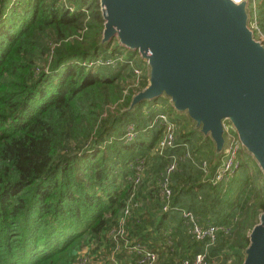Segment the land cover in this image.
Returning a JSON list of instances; mask_svg holds the SVG:
<instances>
[{
	"label": "trees",
	"instance_id": "1",
	"mask_svg": "<svg viewBox=\"0 0 264 264\" xmlns=\"http://www.w3.org/2000/svg\"><path fill=\"white\" fill-rule=\"evenodd\" d=\"M257 1L264 35V0ZM103 23L98 0H0V264H73L84 248L91 264H137L140 256L128 248L134 245L155 252L156 264L197 254L202 264H241L264 210V183L245 176L251 168L262 178L261 171L247 154L241 171L213 185V142L192 131L168 99L121 112L147 84L145 62L114 39L101 43ZM123 54L115 66L84 63ZM159 112L177 128L172 144L156 150L162 128L149 122ZM186 151L167 175L172 194L163 210L160 183L171 156ZM182 210L227 231L205 247L188 232ZM122 217L125 235L116 249L109 232Z\"/></svg>",
	"mask_w": 264,
	"mask_h": 264
},
{
	"label": "water",
	"instance_id": "2",
	"mask_svg": "<svg viewBox=\"0 0 264 264\" xmlns=\"http://www.w3.org/2000/svg\"><path fill=\"white\" fill-rule=\"evenodd\" d=\"M98 1L101 43L117 38L147 65V84L123 111L168 99L213 142L215 164L235 136L264 177V44L250 28L249 0ZM258 215L241 264H264Z\"/></svg>",
	"mask_w": 264,
	"mask_h": 264
},
{
	"label": "built area",
	"instance_id": "3",
	"mask_svg": "<svg viewBox=\"0 0 264 264\" xmlns=\"http://www.w3.org/2000/svg\"><path fill=\"white\" fill-rule=\"evenodd\" d=\"M249 9H250V28L254 30V32L258 33L256 37L264 44V35L259 32L258 26H257V0H249ZM125 56L122 57H108V58H94L92 60H88L84 62L88 66H97V65H109V66H115L117 62L124 60ZM135 85L139 83V77L141 74V71L138 69H135ZM157 107V105H156ZM155 124H159L162 128V133L159 137L156 150H161L165 146H170L173 142L174 138V132L176 130V124L170 120L169 116L164 112H159L150 122L149 127L154 126ZM231 133L234 135V133L231 131ZM126 139L131 140L135 137V126L134 123H129L126 126ZM241 145L238 139L234 136L233 141L230 143V145L223 151L219 163L217 164V168L214 171V174L212 176V184L215 185L219 182H227L229 181L236 173V171L239 169L241 165ZM189 152H185L180 155H172L170 158V163L166 168V177L161 181L159 192L161 196L166 200L163 210H167L169 207V201L171 197V189L168 185V177L167 175L172 172L174 169L177 168L178 162L182 161L185 157L189 156ZM144 160H136L134 163V169L137 172L138 175H136L134 179V183H137L140 179V174L143 172V166ZM202 166L207 173V165L205 162L202 163ZM129 208L130 204L127 202L123 208V216H126L129 214ZM181 216L183 221L188 225V232L190 235L197 239V240H204L206 241L205 247H207L210 243H212L215 240L216 234L219 231H227V227H222L221 225H216L213 223H205L202 224L199 222L198 218L195 214H193L189 210H182ZM125 235V229H124V220L123 217L120 218V221L118 224L113 227L109 232V237L113 240L114 243H116V249L118 248V242L121 237ZM128 247V246H125ZM130 250L135 251L140 257L137 260V264H156L157 263V254L152 251L144 250L140 248L137 245L128 247ZM87 248H84L80 253H78L75 261L73 264H91V255L87 253ZM204 255L203 254H197L195 259L193 261H182L180 264H202Z\"/></svg>",
	"mask_w": 264,
	"mask_h": 264
},
{
	"label": "crops",
	"instance_id": "4",
	"mask_svg": "<svg viewBox=\"0 0 264 264\" xmlns=\"http://www.w3.org/2000/svg\"><path fill=\"white\" fill-rule=\"evenodd\" d=\"M261 3L259 2V1H257V12H260V11H262V8H261V5H260ZM160 105H158L157 103H154L153 105H157V108H161V109H163V108H166L165 107V105H163V104H161V103H159ZM156 107V106H155ZM179 114H181V115H184V114H182V113H179ZM184 117L186 118V116L184 115ZM186 120H187V118H186ZM188 121V120H187ZM189 122V121H188ZM189 124H190V122H189ZM190 126V128H191V124L189 125ZM191 131V130H190ZM205 140H207V139H203V141H205ZM209 140V139H208ZM246 156H247V154H245V152L243 153H241V161H243L245 158H246ZM254 169H251V168H249V170H247V172H246V176L245 177H247L248 178V181L250 182V183H253L254 181H256L257 183H258V185H261L262 184V182L264 183V177H263V175H262V178L260 177V176H258V175H256L255 174V177H254V174H253V172L251 173V171H253ZM239 171H241V169L239 170ZM238 171V172H239ZM237 172V173H238ZM236 173V174H237ZM244 177V178H245ZM242 179V178H241ZM254 179H256V180H254ZM244 181V180H243ZM239 184H242L244 187H245V185H246V182H243V183H239ZM263 190V189H262ZM113 261H114V259H113ZM119 261V262H118ZM123 262H124V259H122V258H120V259H118L117 260V263L116 262H114L115 264H123ZM113 262L111 263V264H114ZM96 264H101V263H96Z\"/></svg>",
	"mask_w": 264,
	"mask_h": 264
},
{
	"label": "rangeland",
	"instance_id": "5",
	"mask_svg": "<svg viewBox=\"0 0 264 264\" xmlns=\"http://www.w3.org/2000/svg\"><path fill=\"white\" fill-rule=\"evenodd\" d=\"M112 40H113V39H112ZM117 40H118L117 38H114V41L116 42V44H118V43H117ZM124 51H126V49H124ZM124 51H123V52H124ZM124 56H125V54L122 55V57H124ZM133 56H137V57H139V55H138L137 53H135V52H133ZM144 69H145V72H146V70H147V65H146V63L144 64ZM157 104L160 105L159 103H157ZM125 108H126V107H125ZM115 109H116V107H115V106H112V110H115ZM123 109H124V108L121 109V112L123 111ZM121 112H120V113H121ZM127 125H128V124H127ZM158 140H159V139H158ZM157 143H158V142H157ZM245 154H247V153L245 152ZM249 156H250V155H249ZM260 212H261V211H260ZM260 212H259V213H260ZM259 213H258V214H259ZM258 216H259V215H257L256 222H255V223L258 222Z\"/></svg>",
	"mask_w": 264,
	"mask_h": 264
}]
</instances>
